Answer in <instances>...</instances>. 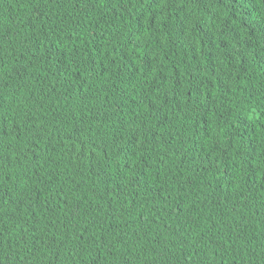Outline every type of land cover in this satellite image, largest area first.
<instances>
[{
	"label": "trees",
	"instance_id": "trees-1",
	"mask_svg": "<svg viewBox=\"0 0 264 264\" xmlns=\"http://www.w3.org/2000/svg\"><path fill=\"white\" fill-rule=\"evenodd\" d=\"M0 264H264V0H0Z\"/></svg>",
	"mask_w": 264,
	"mask_h": 264
}]
</instances>
